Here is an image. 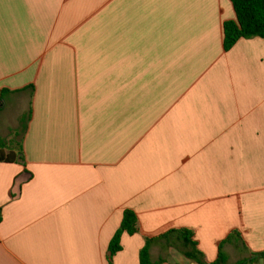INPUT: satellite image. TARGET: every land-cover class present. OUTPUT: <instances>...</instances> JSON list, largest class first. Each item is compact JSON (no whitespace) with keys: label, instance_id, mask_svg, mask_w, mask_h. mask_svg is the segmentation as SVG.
<instances>
[{"label":"crops","instance_id":"crops-1","mask_svg":"<svg viewBox=\"0 0 264 264\" xmlns=\"http://www.w3.org/2000/svg\"><path fill=\"white\" fill-rule=\"evenodd\" d=\"M229 0H0V264L264 252V39ZM21 156V158H20ZM176 233V232H175ZM255 264H264L257 261Z\"/></svg>","mask_w":264,"mask_h":264},{"label":"trees","instance_id":"trees-1","mask_svg":"<svg viewBox=\"0 0 264 264\" xmlns=\"http://www.w3.org/2000/svg\"><path fill=\"white\" fill-rule=\"evenodd\" d=\"M229 1L231 2L234 9L236 20L228 21L223 24L224 50H230L240 39H250L254 37L264 39V0ZM4 145L5 143L0 141V149ZM17 158L18 157L13 153L5 154L0 150V162L13 163ZM137 232L138 228L136 214L132 210H124L119 228L112 237L108 246L109 264H111L112 257L122 249L120 244L122 235L127 234L132 236ZM172 234H177V236L182 241L183 248L185 249L184 255L186 258L196 264H205L202 261V254L196 248V242L192 240L193 233L191 231L186 229L171 231L168 235L163 237L168 239ZM231 238L232 236H229L223 243L229 242ZM222 244L219 245L216 261L211 264H229L227 256L221 250ZM150 245L151 240L147 239L139 254V264H153L149 255ZM260 260L264 262V252L252 254L250 258L235 264H255Z\"/></svg>","mask_w":264,"mask_h":264},{"label":"built area","instance_id":"built-area-1","mask_svg":"<svg viewBox=\"0 0 264 264\" xmlns=\"http://www.w3.org/2000/svg\"><path fill=\"white\" fill-rule=\"evenodd\" d=\"M2 106V100H1V96H0V107Z\"/></svg>","mask_w":264,"mask_h":264}]
</instances>
